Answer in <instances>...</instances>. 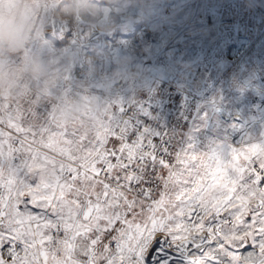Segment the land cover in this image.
I'll use <instances>...</instances> for the list:
<instances>
[{"label":"snow or ice","instance_id":"obj_1","mask_svg":"<svg viewBox=\"0 0 264 264\" xmlns=\"http://www.w3.org/2000/svg\"><path fill=\"white\" fill-rule=\"evenodd\" d=\"M92 119L86 137L25 124L19 107L0 105V124L17 133L0 128V248L9 245L0 264H264V142L199 155L190 142L177 167L158 155L171 142L155 143L151 128L133 131L113 109ZM110 137L118 147H106ZM157 164L167 177L146 174ZM153 181L159 198L145 187Z\"/></svg>","mask_w":264,"mask_h":264},{"label":"rangeland","instance_id":"obj_2","mask_svg":"<svg viewBox=\"0 0 264 264\" xmlns=\"http://www.w3.org/2000/svg\"><path fill=\"white\" fill-rule=\"evenodd\" d=\"M157 8V15L130 32L116 30L111 36L87 37L89 45L102 43L110 54L132 51L134 63L146 69L134 87L125 86L110 98L114 114L122 101L142 95L153 78L197 98L185 130L166 160L170 165L180 167L176 153L187 149L190 142H195L197 155L218 143L246 150L253 143L264 142V0H163ZM75 39L70 29L57 45ZM113 68L109 63L106 72ZM80 74L81 67H77L73 78ZM93 90L100 92L99 88ZM48 110L45 106L42 113ZM0 128L17 135L5 125ZM113 145L118 147L119 141L110 137L106 147ZM14 146L19 147L18 141ZM40 150L55 155L49 149ZM14 162L19 163V158ZM253 167L258 169L259 164ZM159 175L167 177V169L162 168ZM162 190L159 184L154 196L159 198ZM109 239L106 236L104 242ZM8 247L0 248V254L6 255ZM249 251L251 243L238 249L240 254Z\"/></svg>","mask_w":264,"mask_h":264},{"label":"clouds","instance_id":"obj_3","mask_svg":"<svg viewBox=\"0 0 264 264\" xmlns=\"http://www.w3.org/2000/svg\"><path fill=\"white\" fill-rule=\"evenodd\" d=\"M163 0H0V105L19 107L25 124L75 127L95 134L92 117L112 110L111 97L134 87L146 69L132 51L115 55L91 34L130 32L158 14ZM76 39L61 46L69 30ZM114 68L106 72L107 65ZM81 67L79 78H73ZM99 88L100 92L93 89ZM102 93V94H101ZM48 106L49 110L42 113ZM52 179L55 173L43 169Z\"/></svg>","mask_w":264,"mask_h":264},{"label":"built area","instance_id":"obj_4","mask_svg":"<svg viewBox=\"0 0 264 264\" xmlns=\"http://www.w3.org/2000/svg\"><path fill=\"white\" fill-rule=\"evenodd\" d=\"M196 103L197 98L194 95L170 89L163 81L152 78L151 85L142 95L121 102L116 116L128 121L133 131L147 127L157 132L158 136L153 137L154 142L159 144L165 140L170 141L171 143L165 146L169 148L171 154L176 140L185 130L188 116ZM121 107L123 112L119 111ZM133 138L134 135H130L129 142ZM158 155H163L165 161L169 157L163 153ZM162 168L159 164L155 170L149 166L146 174L150 172L156 176ZM158 183L153 181L145 187L151 186L155 190Z\"/></svg>","mask_w":264,"mask_h":264},{"label":"bare ground","instance_id":"obj_5","mask_svg":"<svg viewBox=\"0 0 264 264\" xmlns=\"http://www.w3.org/2000/svg\"><path fill=\"white\" fill-rule=\"evenodd\" d=\"M113 33H115V32H113ZM113 33H112V34H113ZM112 34H111V35H112ZM115 34H116V33H115ZM111 35H110V36H111Z\"/></svg>","mask_w":264,"mask_h":264}]
</instances>
